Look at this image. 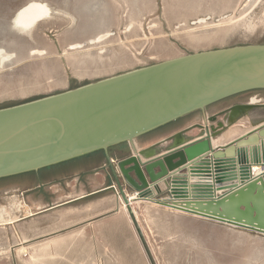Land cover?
Listing matches in <instances>:
<instances>
[{
	"label": "rangeland",
	"instance_id": "rangeland-1",
	"mask_svg": "<svg viewBox=\"0 0 264 264\" xmlns=\"http://www.w3.org/2000/svg\"><path fill=\"white\" fill-rule=\"evenodd\" d=\"M32 2L47 3L54 14L23 33L13 19ZM199 18L208 20L192 24ZM101 34L111 36L102 46L88 44ZM247 44H264V0H0V49L12 55L0 65V109L184 55ZM252 99L263 105L264 91L233 96L209 110L222 113L219 122L222 111ZM239 120L262 124L264 107ZM96 164L85 160L60 173L0 182V264H264V235L253 231L171 214L147 201L130 205L136 221L129 223L128 206L112 212L118 187L75 210L53 208L69 195L65 185L78 172L86 189H77L95 185ZM81 230L102 236L106 253L75 255L83 250L67 246Z\"/></svg>",
	"mask_w": 264,
	"mask_h": 264
},
{
	"label": "water",
	"instance_id": "water-1",
	"mask_svg": "<svg viewBox=\"0 0 264 264\" xmlns=\"http://www.w3.org/2000/svg\"><path fill=\"white\" fill-rule=\"evenodd\" d=\"M253 90L264 91V44L188 54L2 108L0 179L108 152L122 143L134 146L155 130ZM259 102L223 111L224 122L199 139L188 136L203 128L196 123L113 162V171L133 191L124 195L132 221L130 205L149 201L264 235V122L228 147L213 146L221 130L264 107ZM24 209L28 217L30 209Z\"/></svg>",
	"mask_w": 264,
	"mask_h": 264
},
{
	"label": "crops",
	"instance_id": "crops-1",
	"mask_svg": "<svg viewBox=\"0 0 264 264\" xmlns=\"http://www.w3.org/2000/svg\"><path fill=\"white\" fill-rule=\"evenodd\" d=\"M210 107H208L205 111L195 112L193 114L187 115L183 119H180L178 121L170 123L169 126L160 128L158 130H155L153 133H150L148 135L143 136V137H145L144 141H141V139L143 138V137H141L138 140V144L136 143L134 146H132L130 143H122V145H118L116 147L109 148L108 152L97 151V152L91 153L92 155L89 156V158L81 160L80 162H84L85 160L86 161H91V160L97 161V164L95 166L94 165L91 166L92 167L91 170H97L98 171V173H96L98 178H96L95 185L90 184L91 185L90 189L85 190L86 184L83 183L84 182L83 180H82L83 182L80 183L81 185H79L81 174H79V172H78V174H76L77 176L75 177L76 179L74 178L73 181H71V183H66V185H65L70 190L69 195H66L64 200L59 201L57 204H55L53 206V208H58L60 205H64L66 207L71 208L72 210H75V208L77 207L76 204L84 202L85 200L89 201V200H92L94 198H98L100 196L102 197L105 194H108L111 189L118 187L120 200L112 212H114L116 214H121V212H122L121 210L123 209L122 205H125L124 195H128L130 192H133V191L125 183L124 179L119 178V176H117V174L113 171V169H112L113 162H118V161L123 160V158L125 156L130 155L131 150L136 151V149H138L139 146L144 147V146H148L150 144H153L154 141L164 139V138L170 136L171 134H174L178 131H182V130H185L186 128H189L193 124H196V123L199 125H202L203 128L192 130L191 132L188 133V136L191 137V140H196V139L201 138L202 136L205 135L206 129H208L209 127L215 126V124H210L211 122H208L207 120L209 118L215 116V114H216V116H219L220 114H222V113H217L220 111L211 113L209 110ZM218 121L220 122L219 119H218ZM221 122H224V119H222ZM217 126H218V124H217ZM255 128H256V126H251V125L248 126L243 120H237L235 123H233V126H230V127H227L225 129L221 130L220 134L216 138L213 139V146L215 149H218L220 147L221 148L222 147H228V146L234 144L240 138L249 134V132L254 131ZM154 134H156V135H154ZM151 135L152 136L154 135V137H151V138L148 137ZM146 137H148V138H146ZM170 143H167V145H165V147L170 145ZM164 150H166V149H164ZM163 152H165V151H163ZM108 168H110L109 172L106 173V169H108ZM260 172H262V171L258 170L256 173H253V174H254V176H256ZM105 181H108V184H105ZM79 186L84 187L85 189L84 188H82L81 190L77 189V188H79ZM220 192L221 191H219L217 193V195H219ZM161 198H162V200L168 199L166 197H161ZM147 202H149V201H147ZM153 203H155V202H149V204H153ZM162 207L164 209H166V211H169L171 214L175 212V214H180L181 216H185L187 218L188 217L196 218L195 216L190 215V214L187 215V214L181 213L179 211H176L174 209L171 210L165 206H162ZM127 218L129 219V223H130V220L132 221V218L130 216V212H129V215L127 216ZM129 225H131V224H129ZM88 227H89V225L84 226L83 229L88 228ZM132 233L133 232H129L130 237L132 236ZM122 238L125 240L124 235L122 236ZM71 239L73 240V243L70 245L68 244L67 247L69 249H74V250L75 249L76 250L82 249L83 250L82 253L77 252L75 255H85L87 249L92 250V251L94 250V254H100V255H101V253L105 254L107 251V245L103 241L102 236H100L98 233H95V231L85 233V232H83V230H81V231H78L76 233L71 234ZM101 249H102V251H101Z\"/></svg>",
	"mask_w": 264,
	"mask_h": 264
},
{
	"label": "bare ground",
	"instance_id": "bare-ground-1",
	"mask_svg": "<svg viewBox=\"0 0 264 264\" xmlns=\"http://www.w3.org/2000/svg\"><path fill=\"white\" fill-rule=\"evenodd\" d=\"M53 14L54 13L52 8L47 3L32 2L28 6L23 8V10L17 13V15L13 19V26L23 33L24 31H31L32 29L36 28L42 21L49 18L51 19ZM208 18H199V20L194 21L192 24H203L206 20H208ZM110 36V34H104L103 36L101 34V37L89 41L88 44L93 47L102 46L104 41L107 40ZM78 46L79 45L73 46V48H77ZM11 57V54L8 55L5 51L0 49V65L4 64L5 62H9ZM131 197L134 198L135 195L133 194V196ZM133 198L131 200H133Z\"/></svg>",
	"mask_w": 264,
	"mask_h": 264
},
{
	"label": "trees",
	"instance_id": "trees-1",
	"mask_svg": "<svg viewBox=\"0 0 264 264\" xmlns=\"http://www.w3.org/2000/svg\"><path fill=\"white\" fill-rule=\"evenodd\" d=\"M114 147H116V146H114ZM111 148H113V147H111ZM99 152H102V151H99ZM91 155L92 154L86 155V156H83V157H79V158H75V160H71V161H68V162L60 163L59 165H55V166H52V167L44 168L43 170L38 171V173H41V174H44V173H46V174L60 173L61 171H65L67 169H70V168L74 167L75 164L80 163L81 160L89 158V156H91ZM34 173H37V172H28V174H34ZM28 174L12 176V178H16L17 176H24V175H28ZM12 178L0 179V182L1 181H6V180H11Z\"/></svg>",
	"mask_w": 264,
	"mask_h": 264
},
{
	"label": "flooded vegetation",
	"instance_id": "flooded-vegetation-1",
	"mask_svg": "<svg viewBox=\"0 0 264 264\" xmlns=\"http://www.w3.org/2000/svg\"><path fill=\"white\" fill-rule=\"evenodd\" d=\"M250 2V1H249ZM50 6V5H49ZM45 21V20H44ZM217 118H219V116H217ZM217 118H216V121H214V122H217ZM214 122H212V123H214Z\"/></svg>",
	"mask_w": 264,
	"mask_h": 264
}]
</instances>
